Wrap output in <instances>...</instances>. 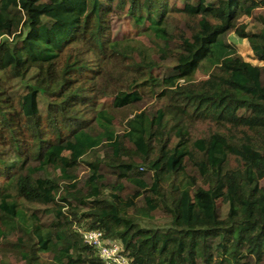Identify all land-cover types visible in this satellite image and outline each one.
Listing matches in <instances>:
<instances>
[{"label":"trees","instance_id":"1","mask_svg":"<svg viewBox=\"0 0 264 264\" xmlns=\"http://www.w3.org/2000/svg\"><path fill=\"white\" fill-rule=\"evenodd\" d=\"M263 181L264 0H0V264H264Z\"/></svg>","mask_w":264,"mask_h":264},{"label":"rangeland","instance_id":"2","mask_svg":"<svg viewBox=\"0 0 264 264\" xmlns=\"http://www.w3.org/2000/svg\"><path fill=\"white\" fill-rule=\"evenodd\" d=\"M123 19H117L115 16L112 18V33L114 38L120 39L126 36H130L132 30L129 27V24L126 20ZM243 25L246 26V32H257L260 29V24L253 21L251 18H243L242 21ZM227 40L230 44H232L235 48L237 53L247 62L252 63L253 65H259L262 66L263 64L259 63L253 57L250 53V44L252 43L249 39H240L234 34H229L227 37ZM104 107H108L110 105L109 101L103 102ZM85 159V158H84ZM80 177H82L83 172L79 173ZM264 182V181H263ZM225 208L222 207V212L224 213ZM43 221L47 222L49 220V217H43ZM10 236V233H8ZM10 264H22V262L17 261L14 258H10Z\"/></svg>","mask_w":264,"mask_h":264},{"label":"built area","instance_id":"3","mask_svg":"<svg viewBox=\"0 0 264 264\" xmlns=\"http://www.w3.org/2000/svg\"><path fill=\"white\" fill-rule=\"evenodd\" d=\"M83 242L95 250L96 255L104 264H131L123 254L120 243L108 241L103 232L95 230H79Z\"/></svg>","mask_w":264,"mask_h":264}]
</instances>
